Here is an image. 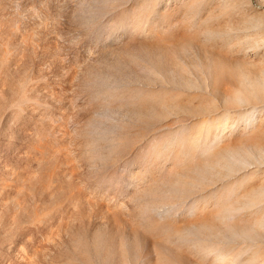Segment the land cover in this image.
I'll return each instance as SVG.
<instances>
[{
	"label": "rangeland",
	"instance_id": "1",
	"mask_svg": "<svg viewBox=\"0 0 264 264\" xmlns=\"http://www.w3.org/2000/svg\"><path fill=\"white\" fill-rule=\"evenodd\" d=\"M209 1L0 0V264L227 261L229 165L263 160L227 154L209 68L231 65L217 26L257 5Z\"/></svg>",
	"mask_w": 264,
	"mask_h": 264
},
{
	"label": "bare ground",
	"instance_id": "2",
	"mask_svg": "<svg viewBox=\"0 0 264 264\" xmlns=\"http://www.w3.org/2000/svg\"><path fill=\"white\" fill-rule=\"evenodd\" d=\"M206 1L210 2L209 0H199L201 4H205ZM255 2L257 8L254 11L244 9L241 5H235V11L233 12L236 16L233 18V24L231 23L233 26L226 22L217 26L218 35L223 37L226 42L222 48L229 55L231 65L229 64L228 67L223 66V69L214 65L209 68L210 75H213L216 80L217 78L222 79L221 75H223L229 81L227 89L220 90L218 88L217 93H215L217 97L222 94L225 95L226 91L229 95L230 105L228 107L230 112L226 115L229 121L228 127L230 128L225 147L227 154L235 159L240 156L239 159L244 165L246 160L242 156L247 155L248 150L253 148L263 160V163L257 169V176L254 179L240 173V171L235 169V165H229L227 171L229 179L224 187V193L228 194L225 206L230 216L228 218L231 220L229 227L232 239L227 243L226 247L224 246V249L220 247L218 251L220 255L226 254L228 258L224 264H264V63L255 62V58L264 57V38H242L239 37V30L234 28L239 25H249V29H253V31L261 29L264 20L259 12L264 11L262 9L264 0H255ZM226 14L231 15L232 12ZM206 19L207 21H213L212 14H207ZM214 19L216 18L214 17ZM229 21L227 20V22ZM210 31L205 30V32H208L207 34L212 35ZM246 32H249V30H246ZM256 39L261 41V46L256 43ZM255 44L258 46H254ZM253 72L256 74H253ZM212 89H214V86H212ZM205 97H201L202 103L206 99ZM215 100L217 101V99ZM253 101L262 104L259 114L255 117L253 109L242 111V109L254 103ZM201 106L203 105L201 104ZM249 120L250 124L248 126L245 125ZM223 202V198L218 201V203ZM245 204H254L257 207L251 213H243L241 210L246 208L244 207ZM258 214L260 215L259 217ZM207 239L209 240V238ZM212 263L214 264V262Z\"/></svg>",
	"mask_w": 264,
	"mask_h": 264
}]
</instances>
